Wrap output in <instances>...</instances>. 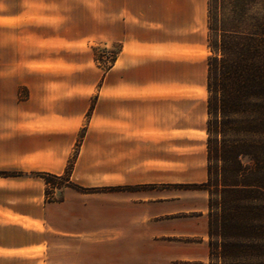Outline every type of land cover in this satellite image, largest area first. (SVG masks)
<instances>
[{"label":"crops","instance_id":"0c3cea01","mask_svg":"<svg viewBox=\"0 0 264 264\" xmlns=\"http://www.w3.org/2000/svg\"><path fill=\"white\" fill-rule=\"evenodd\" d=\"M40 1L60 4L0 0V171L22 173L0 175V264H208V194L178 186L206 180V143L190 180L186 142L161 122L208 94L207 61L178 53L200 45L196 1L65 0L80 11L41 15ZM39 19L68 22H26ZM96 44L115 49L106 68ZM70 164L73 183L112 189L46 200L30 173Z\"/></svg>","mask_w":264,"mask_h":264},{"label":"trees","instance_id":"16d2710c","mask_svg":"<svg viewBox=\"0 0 264 264\" xmlns=\"http://www.w3.org/2000/svg\"><path fill=\"white\" fill-rule=\"evenodd\" d=\"M207 30V178L185 188L208 194V264H264V0H207Z\"/></svg>","mask_w":264,"mask_h":264},{"label":"rangeland","instance_id":"374dc122","mask_svg":"<svg viewBox=\"0 0 264 264\" xmlns=\"http://www.w3.org/2000/svg\"><path fill=\"white\" fill-rule=\"evenodd\" d=\"M197 3V7L199 8L200 13H197V18L195 21L196 28L195 31L200 37V45L196 46L193 49H184V51H180L178 53H181L182 55L198 59L201 61H207V59L211 56V52L207 46V16H206V0H195ZM59 3L56 4H47L43 1L36 2L34 5V11L41 13L45 11H53V12H61L65 13L70 11H80L75 10V7L72 6L70 3H67L65 0H59ZM75 5V4H74ZM1 6V5H0ZM26 22H34L36 25H43V24H52L57 29H63L65 27L66 22H68L65 19H55V20H29ZM166 24L171 23V21H164ZM178 23L180 21H177ZM169 26V25H168ZM92 52L94 59L98 60L100 62V65L106 66L108 65L107 62H111L115 49L110 44L108 47L102 45V44H96L92 46ZM204 63V62H203ZM201 80L204 78V72H203V64L201 66ZM189 95H192L194 97V101H190L191 103H187L184 105V108L182 111H173V108L170 107L169 111L167 112L165 109L162 111L161 116V122L162 124H168L170 131L168 133H164V137L168 138L169 140H172L174 138H177L178 136L180 138H184L186 142V147L184 149L185 153V163H184V174L185 177L190 180L195 181H201L204 178L205 173V143L207 140V134L205 131V126L207 122V116L204 111L205 107V101L208 98V94L204 91L202 85L200 87H196L194 90H191ZM93 106V103H92ZM170 106V105H169ZM88 111H91V107ZM166 111V112H164ZM149 120L152 122L153 116H150ZM175 126H184L185 131L184 132H174L171 130ZM68 174L71 171V164L68 165L64 173ZM8 172H16V171H8ZM34 172H31L30 174L33 176H37L33 174ZM63 173V174H64ZM61 175V174H60ZM42 178V177H41ZM43 179V178H42ZM54 183H60V181L51 179ZM70 180V178H69ZM44 181V179H43ZM72 182V181H71ZM45 183V182H44ZM201 183V182H200ZM61 184V183H60ZM187 183L185 184H179L178 186L185 188ZM192 184V183H189ZM52 184H48L46 186L45 184V192H48V195H45V199L51 198L54 200L60 199L61 197L57 194H54L55 189L59 188H51ZM64 187V186H62ZM61 187V188H62ZM99 189H107L111 190L112 187H94ZM47 189V190H46ZM192 189V188H190ZM97 191V190H96ZM95 191V192H96Z\"/></svg>","mask_w":264,"mask_h":264}]
</instances>
